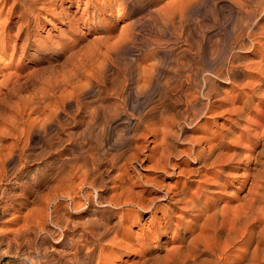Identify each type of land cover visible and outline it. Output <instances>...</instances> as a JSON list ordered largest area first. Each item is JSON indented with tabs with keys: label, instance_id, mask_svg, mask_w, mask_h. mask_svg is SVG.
Instances as JSON below:
<instances>
[{
	"label": "rangeland",
	"instance_id": "374dc122",
	"mask_svg": "<svg viewBox=\"0 0 264 264\" xmlns=\"http://www.w3.org/2000/svg\"><path fill=\"white\" fill-rule=\"evenodd\" d=\"M124 1L126 0H0L1 150L10 145L15 138H19L23 142L24 137H26L24 136L25 133L19 129V133L23 135L20 134L18 137L19 133H16L18 131L15 132V129L17 125L19 126L20 123L22 124L23 118L24 120L28 119L27 115H29L34 128L41 123L45 126L46 121L54 116H56L54 119L57 118L58 123L62 125L61 129L60 127L56 129V126H54L50 128L51 130L48 128L46 132L47 138L51 136L54 137V135L56 137V135L59 134V136L54 138L56 139L54 143H59L60 145L58 144L57 146H61V151L58 148L54 150V152L51 151L50 155L48 154L49 156L46 155L44 157L49 165H55L60 158L64 159V157L68 156L69 152L73 149L79 150L80 147L83 146L82 142L84 140H90L89 137H85V139L82 140L79 138V134H81L84 129L82 123L89 120V113L91 116L92 112L90 111H92V109L94 110V108H92V99L95 93L91 90L88 91L80 104L76 102V90L79 86H85L91 81L90 75L98 68L100 59L102 60L107 49H113V52H115L114 59L118 62L117 65L122 68H119V70L123 71L125 68L131 67L133 57H138L139 55L141 58L138 57L140 63H142V65L144 64L143 66L149 67L153 66L155 61L160 59L168 66L169 55L178 56L181 58V61L183 57H188L194 52L190 51L191 53L186 54L187 52L184 51V49L186 50L184 42L186 39L193 43L195 50H197L199 46L202 47L201 54L204 53L206 56H209L210 53L214 51L211 55L216 54L218 59H220L229 52V44L232 38L231 30L238 22L239 18L236 9L233 7L235 0H158L154 4L150 3L151 0H127L128 3H125L126 7L123 11ZM153 7L159 12V19L154 23L149 19L148 15L150 12L149 9L151 10ZM259 13L260 12H258V14ZM263 21L264 20L258 21L259 28L257 32L259 35L261 33V28L264 27ZM124 29L125 31L128 29L130 33H132V37H130L132 41L126 46L121 44L124 39ZM260 40L264 41L262 37L258 36L256 41ZM260 45V48L258 47L255 52V49L248 52L241 50L235 51V55L237 54L236 63H239L238 66L240 67L241 73L223 74V77L220 76L222 78L219 77V79L213 82L214 90L210 101L213 103V107H217L213 110V112L218 110L215 113H198V115H194L195 118H193V121H185L182 119L185 106L179 102H175L173 91L170 97L173 99L174 103L172 99L169 98L170 100H168L165 107L161 110L160 108L162 107L155 101L157 100V94L151 93V95L147 96L148 98H142L143 100L138 103L135 101L136 104L134 100H131L132 102L129 101L127 103V108L130 109L128 110L125 108V116L127 115L126 117L128 119L131 117L134 119L137 114L141 115L146 113L149 109L148 107H150L151 104L153 105V102L151 104L149 102L154 101L156 112L146 120L148 123H153V126L155 123L156 127L154 126V128L157 130V133H152L153 136H151L150 133H146L145 136H142L141 127L137 128L136 132H132L133 130L130 128L132 124L126 119L124 120L125 122L120 120L118 121L119 123L112 124L107 130H103L99 124H96V126L94 125L91 128V131L93 130L92 134H97V140L100 137V141L98 140L99 143L101 142V145L106 148L103 152L100 149L98 157L96 156L97 169L100 167L99 172L106 175L105 178L107 179L105 182L106 187L103 188L102 191L98 190L103 200L105 202L106 200H111L110 197L112 198L115 193L113 191H120L122 185L121 182H119V173L121 172L119 169L117 170V167L121 164H126L128 165V173L132 175L134 181L130 184L133 188L134 198L152 199L149 197L155 198L156 195L158 201L156 200L154 202L155 206H162L164 201L159 198L164 195L166 189L170 187L173 188L174 185L177 184L181 176L178 172L185 170L189 166H196L194 162L185 155L190 152L192 154L194 151L193 149L206 147V140L210 137L215 138L220 136L221 133L227 132L229 128H231V132L227 134L226 140L228 139V141H226L227 144H225L223 152L226 151L224 152L225 154L229 152V154H227L231 155L233 153L231 152L233 146L235 149L234 152L238 151L235 154H240V156L242 155L243 157L240 161L232 160V162L228 163L226 162L228 156H225V158L223 156L220 160L221 163H219V165L217 164L214 169H207L206 167L205 170H202L206 173L205 175L207 177L205 176L199 179H209L207 181L210 182V178L215 172H219L221 166L229 165L223 174V180L229 182L235 177L234 174H244L246 168H251V165L254 164L252 159L254 156L253 154L256 151L255 141L258 137L260 139L262 134L261 128L263 129L264 126V82L263 85H261L263 86L261 88L263 93L258 95V93L255 92L258 90V86H260L258 83L264 81V75L258 72L260 67H264V42H261ZM195 63L204 70H212V68H215L217 65H214V63H205L202 55L201 59L198 57L195 60ZM126 64L127 66H125ZM164 64L163 67H165ZM125 75L126 77L128 75L127 79H129V83H127L130 84V82H132L130 80L132 76L129 78V73ZM200 78L202 80V77ZM158 80L162 81L163 77L159 76ZM173 86L176 87L177 85ZM184 86L188 89L191 85ZM68 92L69 94L72 93L71 95L73 97L69 95ZM107 92L113 93L109 90ZM256 93L257 95H255ZM70 97H72V100L69 99ZM249 97H252V100ZM73 98H75V100ZM112 99L109 100L114 102L115 100ZM54 100L55 103L58 102L57 107H54L56 105ZM66 100H68L69 103ZM48 102L50 105L51 103L55 105L49 106ZM243 102L251 103L247 108L245 116L238 120L236 115L232 112V109L235 110V108H238ZM79 105L80 107H78ZM52 108H57L55 110H58L57 113L56 111L54 112L55 115L51 112L53 111L51 110ZM119 109V111L124 112L122 106L121 108L119 107ZM50 113L53 114L51 117ZM187 114L188 116L190 115L188 111ZM47 117L49 119H47ZM102 117L104 116L101 114L98 116L101 120H98L99 122L103 121ZM230 118H232V120ZM44 119L46 120L45 122ZM234 120L238 121L236 122ZM42 125H40V127L37 126V128H41ZM245 128L248 131L249 129L252 130V132L248 133ZM55 132H57V134ZM137 132L138 134L133 136L135 139H133V137H128L130 133L136 134ZM34 133L35 134H32L31 137L28 138L27 143L30 145L29 147L33 154H35V152V155H38V153L43 154L41 150L43 151L44 147V136L41 137L38 133ZM76 134L78 135L76 136ZM163 134L166 137H163ZM13 135L17 136L13 137ZM253 135H255V139ZM117 136L126 137L124 141L126 145L121 143L122 145L119 144L116 147V143L119 139ZM58 137L63 140L60 141ZM129 139L130 144L128 142ZM162 139L164 142L161 141ZM200 139H202V141ZM151 140L153 142H151ZM154 140H156L155 143ZM160 141L161 143L159 145ZM231 141L236 143L238 141L237 145L239 147L235 145L236 143L233 144ZM86 142L90 143L91 146L93 145L91 142ZM141 143H143V146ZM133 144L136 145L133 146ZM194 145L198 146L194 147ZM119 146L124 149L121 147V149L118 148ZM137 146L142 148H137ZM155 149L156 151H154ZM129 150H131V152ZM149 150H153L154 152ZM108 151L110 154L106 155L109 153ZM151 152L153 154H150ZM182 152L187 153L184 154ZM249 154H251V156ZM148 155L150 157H146ZM131 156H136V158H131ZM116 157L120 158L117 159ZM139 157L141 158L139 159ZM107 158H109V160ZM155 159L157 160V166L159 163H162V161H164L163 163L165 164L167 161L165 165L166 169L164 170L170 173L165 174L163 170H159V166V168L157 166L155 168ZM130 160L132 161L131 163H129ZM28 163L27 170L30 171L32 177L37 175L35 178L38 177V179H36L37 181L35 182L33 181L34 183L32 181H30L31 183L29 182V184L27 183L28 186L24 191L22 183L12 179L11 176L9 179L6 178L3 181L6 183L10 192L8 191L6 195L7 198L3 199L0 197V264H30L26 261L25 256L22 255L24 252L26 254H34L40 262L37 264H53L58 259L57 253H60L62 249L58 243L54 242L56 235L54 236V233L49 235L47 232L48 230L54 231L56 228L51 226L49 218H46L43 212L48 203V199L54 197L50 190H53L52 188L56 183L53 180L49 181V179L45 177L46 174L44 176L47 170L40 164L42 163L41 159H33ZM172 164L174 165L172 166ZM42 174L43 176H41ZM77 179L78 178L74 179L72 183L74 191L76 190V194L73 195L72 198H74L76 202L79 200V203L82 201V203H84L83 206H85L84 210L88 211H75L71 209V200L69 197H65L66 195H63L62 198L55 200L56 202L54 203L59 207L58 209L60 212H63L61 213L62 216L69 221L79 223L83 219V221H86L89 217L93 218V216L94 218H106L109 213H111L108 216L109 224L114 225L115 223L114 226L116 227L119 221L118 219L120 218L116 208L106 205L105 203L96 206L95 209L97 213H92L90 210L91 208H89V203L83 199L82 193H88L89 199L93 197L94 200H96V195L91 187L81 185L80 181ZM200 184L203 185V183ZM118 186H120L119 190ZM216 191L220 192L219 189ZM228 191V193L224 192L222 200L219 201V208H225L234 202L235 190H231L233 194L229 189ZM137 195H142V197ZM207 200L212 202L213 199L209 198ZM50 211L49 209V214H51ZM53 215H55V213ZM157 215L159 214L157 213ZM148 217L149 214L144 213L141 218V223L144 226H146L144 223L145 221L147 223ZM133 228L135 230V227ZM115 230H117V228H115ZM131 232L133 236L137 233L135 232L134 235V232ZM131 248L124 251V253L119 251L124 255L121 261L116 260L115 264H128L132 256L135 255ZM85 251L86 250L83 249L82 253ZM127 254L128 256L125 257ZM97 256L98 253L96 251L92 255L93 258L91 257L87 264H98L99 261H97ZM126 258H128V260H124ZM104 264H111V261H106Z\"/></svg>",
	"mask_w": 264,
	"mask_h": 264
},
{
	"label": "bare ground",
	"instance_id": "6f19581e",
	"mask_svg": "<svg viewBox=\"0 0 264 264\" xmlns=\"http://www.w3.org/2000/svg\"><path fill=\"white\" fill-rule=\"evenodd\" d=\"M156 1L158 0H151L150 3L154 4L156 3ZM126 2L127 0L124 1L123 11L125 10ZM233 5V7L236 9V13L238 14L239 18L238 22L232 27L231 30L232 38L229 44V52L225 56L221 58L219 57L220 59H218V56L216 54L211 55V53H213L214 51L211 52L209 56L204 55V53L201 54L202 47L199 46V48L195 50L193 43L186 39L184 40L186 47V50L184 49V51L187 52L186 54L191 53L190 51L194 52L188 57L182 56L183 58L181 61V58H179L178 56L169 55L170 57L168 59V66L165 65L161 59H155L157 61L154 60L155 63L153 64V66L149 67L143 66L144 64L142 65V63H140L141 58L139 55L138 57L140 59L138 57H133L131 67L125 68V66H127L126 64L124 66L125 69L123 71L119 70V68H122L117 65L118 62H116V60L114 59L115 52H113V49H107L106 54L103 56V58L100 57L102 58V60L100 59V64L99 66L97 65L98 68L92 75H90L91 81H86L88 82L87 85L79 86L76 90L77 93L75 98L77 103H80L81 100L84 99V96L88 91L91 90L95 93L92 99L93 107L91 106L92 108H94V110L90 108L92 109V111H90L92 112L91 116L89 113V120L87 121L86 119H84L87 122L82 123L84 125V129L82 130V132L80 131V137L78 136L82 140H84L85 137H89L90 140L86 141L91 142L93 144V147L90 145V143H87L84 140L82 142L83 146L80 147L79 150L73 149L71 151L70 149L71 152H69L68 156L64 157V159L60 158L58 163H56L55 165H49L47 164V160L44 157L48 154L50 155L51 151L54 152V150H57L58 148L60 150L61 146H57L59 143H54V140H56L54 138L59 136L57 132H55L57 134L56 137L54 135V137L51 136L50 138L46 137V132L48 128L50 129L54 126H56V129H58L57 127H60L61 129V123H58L57 118L54 119V117L56 116L52 118L51 115L53 114L50 113V119H57L56 121L50 120L47 117V119L49 120L46 121L47 119H44V122L46 121L45 126L41 123V128H37L38 125L36 126V128H34V125L31 123L32 121L29 118V115H27L28 119L26 117L27 120H24L22 116V124H19L20 128L18 125V127L16 126L15 132L18 131L16 133H19L20 130L24 132V136H26L24 137L25 140L22 138V142L21 139L15 138L13 139L11 144L8 145L6 148H3L2 150L0 149V197H2L3 199L7 198L6 195L9 190L6 183L3 181L6 178L9 179L10 176L12 179L20 181L22 183L23 191L28 186L27 183L29 184L30 181H37L36 179H38V177L35 178L37 175L32 177L30 171L27 170V165H29L28 162L32 161L33 159L42 160V163L40 164H42V166H44V168L47 170V173L45 171L44 176L46 174L45 177H47L49 181L53 180L56 183V185L54 186L55 188L52 185L53 188H51L53 190H50L52 191L54 197L48 199V203L46 204V207L43 210V212L45 213L44 216L46 218H49V223L51 224V226L56 228V230L54 231L48 230L47 232L49 233V235H52L53 233L54 236L56 235L55 238L53 237L55 239L54 242L58 243L59 246L62 248L60 253H57L58 259L53 264H87L89 259L96 251L98 253V264H104V262L106 261H111V264H115L116 260L121 261V258L124 255L122 253H124V251L130 249L131 247H133L131 249L134 251L135 255L133 254L134 256H132L128 264H264V158H262L264 157V126L263 129L261 128L262 134L260 136V139L258 137L259 140L257 139L255 141L256 151L254 154L252 152V154L254 155L252 158L254 164L251 165V168H244V174H234V172L233 174L235 177L231 181L228 180L229 182H225L223 180V174L225 173V170L229 167V165L221 166V164L219 172H213L214 174L210 178V182L207 181L209 179H200L201 177L204 178L206 176V173H204L202 170H205L206 167L207 169H214L217 164L219 165V163H221L220 160L223 156L224 158L225 156H228V159L226 157V162L228 163L232 162V160L240 161V159L243 157L242 155L240 156V154H235L238 151L234 152L235 149L233 148V146L231 151L233 153H230L231 155H228L229 152H227L228 154L224 153L226 151L223 152V148L225 144H227L226 141H228V139L226 140L228 136L227 134L231 132V128H229L227 132L221 133L220 136L215 138H211L209 135L210 138L206 140L207 146L193 149L194 151L192 154L191 152L189 154L187 152V154L184 153L185 151L182 152L186 154L185 156L191 159L196 166H189L188 168L185 167V170L179 169L181 171L178 173H180L181 176L178 179L177 184H175L174 187L172 186L173 188L170 187L166 189L164 195L159 198L160 200L164 201V204H162V206L160 207H156L154 204L156 200L158 201L156 195L155 198L149 197L152 199H148V196L146 197L147 199L134 198L135 196H133V188L130 185L133 181V178L131 174V176L129 175L128 165L126 164H121L117 167V170L119 169V171L121 172L119 173V182H121L122 185L120 191H113L115 193H112L113 196L112 198L110 197L111 200H106V202L103 200V198L98 192V190L102 191V189L106 187L105 182L107 179L105 178L106 175H103L101 172H99L100 167L99 169H97L98 167L96 162V156L98 157V152L100 149L103 152L106 148L101 145V142L99 143L100 137L98 138V141L97 134H92L93 130L91 131V128L94 125L96 126V124H99L103 128V130H107L110 126H112V124H115L120 120L124 121L126 119L129 120L128 122H130V124H132V127H130L133 130L132 132H136L137 128L141 127L140 129L142 130V136H145L146 133H150L151 136H153V134L157 133V130L154 128L155 123L153 126V123H148L146 120L154 112H156V106L154 105V101L149 102L150 104L153 102V105L149 104L150 107H148L149 109L146 111V113L141 115L137 114L136 118L133 117L134 119H132V117L128 119L126 117L127 115L125 116V108H127V103L129 101L134 100V103L135 101L138 103L143 100L142 98L145 99V97L151 95V93L157 94V100L155 101L160 107H162L160 108L161 110L163 109V107H165L168 100H170L169 98H171L170 96L172 95L173 91V97H175V102H179L185 106V110L183 112L184 116L182 117V119L185 121H193V118H195L194 115H198V113H212L214 108H217L213 107L214 105L210 101L211 95H213L212 93L214 90L213 82L219 79V77L223 74L241 73V70L239 69L240 67L238 66L239 63H236L237 54L235 55V51L241 50L244 52H248L253 51L255 49V52L256 49L258 47L260 48V46L262 45H260V43L264 42L261 40L256 41L258 36L264 39V27L261 28L260 35L257 32V29L259 28L258 21L264 20V0H235ZM149 11V14L147 13L149 15V19L153 23L157 22L159 19V12H157L156 8L154 7L151 8V10L149 9ZM258 12L260 13L258 14ZM128 29L126 30L129 31ZM127 31H125L124 29V39L121 43L125 46L132 41L130 39V37H132V33H130V31ZM201 55L202 58L205 60V63H214V65L217 64L215 68H212V70L201 69L200 66L195 63V60L198 57H200L201 59ZM163 64L165 65V67H163ZM258 72L261 75H264V67H260ZM127 73L130 74L129 78L130 76H132V78H130V80L132 81L130 82V84H128V75L127 77L125 75ZM159 76L163 77L162 81L158 80ZM200 77H202V80ZM263 82L264 81L258 83L260 86H258L257 91L253 90L257 92L258 95L263 93L262 91L264 90V88L263 90H261V88L263 87L261 86L263 85ZM173 85L177 86L175 87ZM184 85L191 86L187 89ZM172 89H174L175 91ZM108 90L113 93H108ZM257 93L255 95H257ZM72 97H70L69 99L72 100ZM75 98L73 99L75 100ZM112 98L115 100L114 102H111V100H109ZM250 103L243 102V104L240 105L238 108H235V110L232 109V112L236 115V118L238 120H240L241 117L245 116V114L247 113V108L250 106ZM55 104L54 106L51 103L52 106L57 107L58 102ZM48 105L51 106L49 102ZM121 106L123 107L124 112L119 111V107L121 108ZM78 107H80V105ZM55 109L52 108L51 110L53 111L51 112L54 113L56 111L57 113L58 110ZM187 111L190 113L189 116L187 114ZM216 111L218 110H215L213 113H215ZM100 114L104 116L102 117V122L98 121L100 120L98 118ZM230 119L232 120V118ZM40 125L38 127H40ZM34 132L38 133L41 137L44 136V147L43 151L41 150V153L43 154L38 153V155H35L36 152L35 154H33L31 152L32 150L29 147L30 145H28L27 143L28 138L31 137L32 134H35ZM249 132L251 133L252 130L249 129L248 133ZM20 134L21 133L18 134V137ZM137 134L138 132L136 134L130 133V136L128 137L132 138L134 135ZM77 135L78 134H76V136ZM15 136L17 135H13V137ZM253 136L255 139V135ZM118 137L119 136H117V138ZM163 137L166 136L164 135ZM125 138L126 137L120 136L118 141L116 140V147L117 145L124 143ZM133 139H135V137H133ZM61 140L63 139H60V141ZM200 140L202 141V139ZM129 141L130 139L128 140V142ZM155 141L156 140H154V143ZM161 141H163V139ZM161 141L159 142V145ZM151 142L153 141L151 140ZM231 142L233 144L236 143L234 141ZM237 143L235 145H237ZM124 144L126 145V143ZM135 145L136 144H133V146ZM141 145L143 146V143H141ZM196 146L194 145V147ZM120 147L121 146H119L118 148ZM137 148L140 147L137 146ZM129 151L131 152V150ZM154 151H156V149ZM108 154H110V152L106 155ZM150 154L153 153L151 152ZM149 155L146 157L151 156ZM249 155L251 156V154ZM131 158L135 159L136 156H131ZM140 158L141 157H139V159ZM107 159L109 160V158ZM156 159L155 162L157 161ZM131 160L129 163L132 162ZM163 162L164 161L158 164V166L160 167L159 170H163L165 174L170 173L164 170L166 169L165 165L167 164V161L166 164ZM156 164L157 162L155 163V168L157 166ZM173 165L174 164H172V166ZM41 176H43V174ZM76 178H78L77 180L80 181L81 185L91 187L96 195V200H94L93 197L89 199L88 193H82V197L85 201L89 203V208H91L90 210L92 213H97V210L95 209L96 206L105 203L106 205H110L116 208L117 212L120 215L116 227L114 226L115 223L114 225L109 224L108 216L111 213H109L106 218H94L93 216V218L89 217L86 221H83L84 219L82 220L83 222L78 221L79 223L69 221L64 216H62L61 213L63 212H60V210L58 209L59 207L56 206V204L54 203L56 202L55 200L62 198L63 195H66L65 197H69V199L71 200V209L75 211H83L85 208V206H83L84 203H82V201H80L81 203H79V200H77L76 202L74 201V198H72L73 195L76 194V190L74 191V188L72 187V183ZM2 182L5 184H3ZM200 183H203V185ZM119 187L120 186H118V190ZM217 189H219L220 192L216 191ZM228 189L230 191L235 190V200L229 206L225 208H219V201L222 200L224 192H229ZM140 196L142 197V195ZM209 198L213 199L212 202L207 200ZM49 209L51 210V214H49L48 212ZM87 211L88 210H84V212ZM54 213L55 215H53ZM144 213L149 214L147 223L146 221L144 223L146 224V226L141 223V218ZM157 213L159 215H157ZM133 227H135V230ZM115 228H117V230H115ZM131 231L134 232V235L135 232H137L136 235L133 236ZM83 249L86 250L84 253H82ZM119 251H122V253ZM22 255L25 256L26 261L30 264L40 263L37 260V257H35L34 254L32 255V253L26 254L24 252L22 253ZM127 256L128 254L125 255V257ZM124 260H128V258Z\"/></svg>",
	"mask_w": 264,
	"mask_h": 264
}]
</instances>
